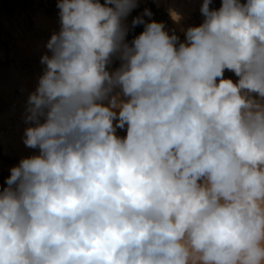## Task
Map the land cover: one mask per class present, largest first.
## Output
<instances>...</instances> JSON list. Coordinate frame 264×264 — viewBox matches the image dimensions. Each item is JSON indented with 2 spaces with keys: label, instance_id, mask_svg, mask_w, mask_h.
I'll return each instance as SVG.
<instances>
[{
  "label": "clouds",
  "instance_id": "9594fccd",
  "mask_svg": "<svg viewBox=\"0 0 264 264\" xmlns=\"http://www.w3.org/2000/svg\"><path fill=\"white\" fill-rule=\"evenodd\" d=\"M213 2L181 39L129 24L141 0H56L0 264H264V0Z\"/></svg>",
  "mask_w": 264,
  "mask_h": 264
},
{
  "label": "rangeland",
  "instance_id": "374dc122",
  "mask_svg": "<svg viewBox=\"0 0 264 264\" xmlns=\"http://www.w3.org/2000/svg\"><path fill=\"white\" fill-rule=\"evenodd\" d=\"M194 10L191 12L189 19L180 27H188L190 25H199L203 17L200 13V6L202 0H197ZM154 3V7L151 5ZM220 0H214L212 7L218 8ZM145 8L152 11L154 19L158 22L165 23L168 30L175 29L183 39V34L179 32L180 27L174 28L171 25L170 15L168 11L162 7L157 6L155 0H141L139 7L132 12L128 17L127 22L131 24L133 17L143 12ZM58 8L56 7V0H0V76L9 72H18L20 74L31 73L35 70L43 69L40 61L36 59L35 55L23 54V49H32L35 42L44 40L47 37V31L44 27L45 23H50L55 26L56 31L59 29ZM169 15V16H168ZM41 18L43 20H41ZM45 18V19H44ZM147 20L148 17H145ZM52 22V23H51ZM170 25V26H169ZM172 27V28H171ZM141 32L140 25L129 32L127 39H131ZM29 42V43H26ZM23 43V48L21 44ZM26 43V46L24 44ZM31 45L30 46H28ZM22 47V48H20ZM20 48V49H19ZM119 61H115L112 68L118 67ZM226 78L236 79L233 73L225 71ZM19 90V87L15 89ZM5 106L0 97V113H4ZM118 134L125 135L124 130H118ZM2 133L0 131V140ZM0 144V183L10 174L9 170L12 166L18 164L23 157L17 149L7 145L6 150H3ZM6 151V152H4Z\"/></svg>",
  "mask_w": 264,
  "mask_h": 264
},
{
  "label": "bare ground",
  "instance_id": "6f19581e",
  "mask_svg": "<svg viewBox=\"0 0 264 264\" xmlns=\"http://www.w3.org/2000/svg\"><path fill=\"white\" fill-rule=\"evenodd\" d=\"M197 2V0H155V3L158 7L162 6L167 11L169 8H171L182 15L183 19L179 24L174 23L169 17V22H171V25L174 28H179L183 22H186L187 19H189L188 17H190V14L194 10ZM41 20L43 19L41 18ZM44 27L47 31V37L44 40L35 42L36 44L33 45L32 49L21 50V52H25H22L23 54L35 55L36 59L39 61L41 56L47 51L45 48L46 42L50 38L51 34L56 31L53 24L47 22L45 23V21ZM26 43L29 42L26 41ZM26 43L24 46H26ZM29 44L28 46L31 47ZM22 45L23 43L21 46ZM41 73L42 69L35 70L27 74L9 72L4 74V76H0V97L3 100L6 110L4 113H0V131L2 133L0 144H2L1 146L3 150H6L7 145L9 144L11 147L17 149L18 153L23 157L31 155L36 151L26 148L22 142V137L24 129L28 127V125L24 122V111L27 97L29 93L35 89L38 77L41 75ZM17 87H19L18 91L15 90Z\"/></svg>",
  "mask_w": 264,
  "mask_h": 264
},
{
  "label": "trees",
  "instance_id": "16d2710c",
  "mask_svg": "<svg viewBox=\"0 0 264 264\" xmlns=\"http://www.w3.org/2000/svg\"><path fill=\"white\" fill-rule=\"evenodd\" d=\"M140 30L143 31V25H140Z\"/></svg>",
  "mask_w": 264,
  "mask_h": 264
},
{
  "label": "water",
  "instance_id": "95a60500",
  "mask_svg": "<svg viewBox=\"0 0 264 264\" xmlns=\"http://www.w3.org/2000/svg\"><path fill=\"white\" fill-rule=\"evenodd\" d=\"M151 5L154 7L155 5H154V3H151Z\"/></svg>",
  "mask_w": 264,
  "mask_h": 264
}]
</instances>
